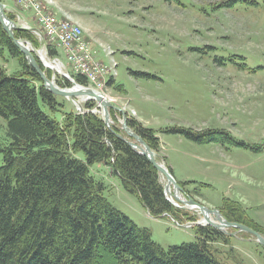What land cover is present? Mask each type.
<instances>
[{"label": "rangeland", "instance_id": "obj_1", "mask_svg": "<svg viewBox=\"0 0 264 264\" xmlns=\"http://www.w3.org/2000/svg\"><path fill=\"white\" fill-rule=\"evenodd\" d=\"M41 1L51 4L57 17L84 29L92 53L90 62L101 68L98 75L104 85L97 86L82 76L122 109H109L111 126L117 124L119 134L137 144L139 141L124 130V114L128 126L130 119L155 129L161 140L159 150L148 145L157 162L168 169L180 186V181H192L179 191L173 184L168 186L166 175L156 168L166 199L181 214L177 218L176 214L164 213L157 218L123 188L113 169L104 163L92 164L90 172L105 183L104 196L108 201L138 226L149 228L152 238L165 248L196 241L194 223L222 231L206 220L197 205L188 203L190 198L210 209L217 208L227 221L231 220L220 207L229 199L237 201L245 208L246 219L264 230V0ZM4 2L10 5L6 15L19 27L15 32L20 29L33 34L35 39L24 42L30 41L39 57L46 48L49 63L57 56L68 59L60 43L52 44L31 31L45 35L32 10L17 0ZM50 46L57 54L50 53ZM39 57L37 60L43 65ZM17 63L7 50L0 55V65L8 74L17 70ZM46 69L52 72L50 79L54 82L57 76L65 77L71 82L70 87L76 86V74L67 65L63 73L52 67ZM56 96L62 103L61 111H52L40 103L59 121L65 112H76L90 100L96 106L88 111L93 110L104 119L103 110L94 99ZM177 126L201 132L223 130L245 145L230 141L199 144L183 134L166 131ZM7 131V121L0 118V141H8ZM77 155L84 158L82 152ZM226 232L231 236L209 242L223 261L228 256L227 264H264V246L256 236L240 229ZM104 256L102 259H110L107 254Z\"/></svg>", "mask_w": 264, "mask_h": 264}, {"label": "trees", "instance_id": "obj_2", "mask_svg": "<svg viewBox=\"0 0 264 264\" xmlns=\"http://www.w3.org/2000/svg\"><path fill=\"white\" fill-rule=\"evenodd\" d=\"M15 35L35 39L27 30L18 29ZM6 50L17 60L18 68L8 74L0 65V118L8 127V141H0V264H227L229 257L223 261L209 242L225 240L230 234L196 226V241L165 248L152 238L149 228L138 226L114 207L104 196L105 183L91 174L90 165L111 166L123 188L152 217L164 213L181 216L166 199L156 167L118 136L121 129L117 124L109 129L102 116L92 111L65 112L67 116L59 121L42 109L40 102L52 111H61L62 103L45 88L0 23V55ZM50 53L57 54V50L50 46ZM39 63L52 78V72ZM74 79L88 83L81 74ZM56 83L71 86L64 77L56 78ZM93 106L96 103L88 101L85 107ZM111 113L113 116L114 110ZM129 126L159 150L161 140L155 129L130 119ZM166 131L199 144L230 141L245 145L223 130L201 132L177 126ZM188 182L192 181L180 184L186 189ZM220 208L231 221L264 233L246 219L239 202L229 199ZM105 254L108 261L102 259Z\"/></svg>", "mask_w": 264, "mask_h": 264}, {"label": "water", "instance_id": "obj_3", "mask_svg": "<svg viewBox=\"0 0 264 264\" xmlns=\"http://www.w3.org/2000/svg\"><path fill=\"white\" fill-rule=\"evenodd\" d=\"M0 21L3 23L4 29L8 32L9 36L12 38L14 44L20 49V51L24 54L26 57V60L28 64L36 70V72L40 75L41 79L44 81V85L48 91H50L52 94L55 95H63V96H68V97H77V96H87L90 99L96 100L100 107L103 110V115H104V120L106 125L108 126L109 129H112L111 126V120H110V108L114 109H119L117 106L112 104L108 99L104 98L101 94H98L96 91H94L91 88H78L77 86L70 88V89H64L60 88L55 84L53 80H51L45 73V71L42 69V66L38 62L36 55L34 54L33 50L24 43V41L18 39L15 36V29L19 28L5 13V5L0 1ZM77 87V88H76ZM76 88V89H75ZM127 119L128 117L124 114V122H123V127L124 130L130 135L135 137L140 144L128 141L123 135L118 134L120 138L125 140L127 143L131 145L132 148L135 149L138 153L146 156L148 160L163 174L166 175L168 179V186L174 185L177 190L182 191V187L175 181V178L172 176V174L168 171V169L161 163L157 162L156 157L154 152L152 151L151 147L148 145V143L137 133L133 132L132 129L128 126L127 124ZM167 186V187H168ZM178 200L180 198L176 196ZM188 203L190 204H195L200 208V211L204 214V217L206 220L211 223L212 225L223 229L226 227H236L242 231H246L251 233L252 235L256 236L258 241L261 243V245L264 246V235H262L259 231L241 224V223H236V222H231L227 221L221 214L218 209H210L202 204H199L196 202L194 199L190 198L188 200ZM214 214L216 220L218 222H215L211 220L210 215Z\"/></svg>", "mask_w": 264, "mask_h": 264}, {"label": "built area", "instance_id": "obj_4", "mask_svg": "<svg viewBox=\"0 0 264 264\" xmlns=\"http://www.w3.org/2000/svg\"><path fill=\"white\" fill-rule=\"evenodd\" d=\"M17 1L26 9L32 10L39 22L43 25L45 35L34 31L40 39L46 37L51 43L57 45L60 43L64 47L65 53L68 54L69 64L73 63V68L77 72H81L97 86L104 85L98 75L101 68L98 64L90 62L92 58L89 47L90 44L85 39V32L80 24L71 23L64 18L57 17L51 11V4L48 2H43L41 0ZM40 57L48 66L55 68L58 72H64L65 65L60 59L56 58L53 62H48L49 56L46 50L41 52Z\"/></svg>", "mask_w": 264, "mask_h": 264}, {"label": "bare ground", "instance_id": "obj_5", "mask_svg": "<svg viewBox=\"0 0 264 264\" xmlns=\"http://www.w3.org/2000/svg\"><path fill=\"white\" fill-rule=\"evenodd\" d=\"M11 20H12V19H11ZM3 28H4V26H3ZM76 88H77V87H76ZM76 88H75V89H76ZM174 197H175V196H174ZM177 205H178V204H177ZM179 207H180V206H179ZM181 207H182V206H181ZM198 209H199V208H198ZM216 209H217V208H216Z\"/></svg>", "mask_w": 264, "mask_h": 264}, {"label": "crops", "instance_id": "obj_6", "mask_svg": "<svg viewBox=\"0 0 264 264\" xmlns=\"http://www.w3.org/2000/svg\"><path fill=\"white\" fill-rule=\"evenodd\" d=\"M109 166V165H108ZM111 168V166H109ZM112 169V168H111ZM110 169L111 173H112V170Z\"/></svg>", "mask_w": 264, "mask_h": 264}]
</instances>
